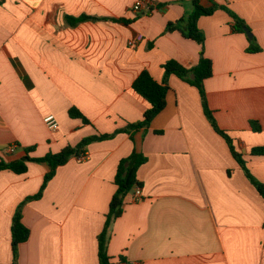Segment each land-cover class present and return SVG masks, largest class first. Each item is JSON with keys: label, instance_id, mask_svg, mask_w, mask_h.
Wrapping results in <instances>:
<instances>
[{"label": "crops", "instance_id": "obj_1", "mask_svg": "<svg viewBox=\"0 0 264 264\" xmlns=\"http://www.w3.org/2000/svg\"><path fill=\"white\" fill-rule=\"evenodd\" d=\"M136 1L0 5V161L17 160L29 147H35L31 157H43L140 121L150 108L132 87L141 72L162 82L167 61L198 64L201 45L180 31L166 32L168 23L192 11L191 0H159L140 15L131 11ZM216 2L246 22L261 51L248 52L251 39L232 30L226 11L201 17L213 66L205 81L208 104L264 183V155L252 154L264 147V0ZM83 15L100 20L68 21ZM138 36V46L129 47ZM169 85L167 106L149 129L134 140L120 133L91 143L85 161L73 157L60 166L43 197L25 205L31 233L19 247V264H100L98 236L117 190V168L134 149L148 159L137 173L143 200L134 202L131 194L111 225L113 264H264V199L207 119L198 89L175 75ZM72 107L90 124L70 117ZM51 114L56 130L44 122ZM48 171L36 162L24 174L0 171V264L13 259L17 207L38 193Z\"/></svg>", "mask_w": 264, "mask_h": 264}, {"label": "trees", "instance_id": "obj_2", "mask_svg": "<svg viewBox=\"0 0 264 264\" xmlns=\"http://www.w3.org/2000/svg\"><path fill=\"white\" fill-rule=\"evenodd\" d=\"M6 0H0V5H3ZM211 6L206 7L202 4V0H191L192 11L186 14L183 18L170 22L167 25L166 32L180 31L188 39H192L201 45L200 58L197 65L193 67H185L176 60L167 61L164 68V78L162 82H157L148 71H143L133 82L134 91L143 97L149 104L150 108L145 112L143 119L134 123H129L126 127L117 129L111 134H98L84 138L75 146H66L59 152H49L43 157H31L30 153L34 151L35 147H29L26 149V155L14 160L12 162L0 161V171L11 170L16 174H24L28 171V163H46L49 167V171L46 173L42 186L38 193L32 196L26 197V199L19 204L14 214L11 226L12 232V253L13 259L10 264H19V247L21 244L28 241L30 238V229L23 222V209L28 202L39 200L43 197L44 192L49 182L55 177L56 172L60 166L67 164L73 157L78 158L83 154H87L88 146L94 142L106 141L114 138L120 133L130 135V138L134 140L135 133L142 129H149L153 119L160 114L167 106V96L170 91L169 80L172 75L177 76L184 82L196 87L199 91L204 113L209 120L214 130L221 135L235 158L243 169L246 177L251 184L257 189L259 194L264 199V183L258 180L249 170L244 155L236 148L234 140L225 131L222 130L216 123L214 112L210 109L208 104L207 92L205 88V81L212 77L213 66L212 61L205 54V42L206 37L203 31L199 28L198 22L203 16H211L218 10L226 11L232 18V30L246 34L244 28H248L246 22L240 18L234 11L229 9L226 5H220L216 0H210ZM87 20H100L99 18L83 15L81 17H68V21L72 25H76L79 22ZM248 52H259L261 48L256 45L255 39L250 40V47ZM70 117L74 119H81L84 124H90V121L82 114V112L72 107L69 109ZM252 125L256 131L260 130V127L256 122H252ZM162 133V131H157ZM253 155H264V147L254 148L252 150ZM147 157L137 150L123 159H121L117 173L115 177V184L117 190L112 197L110 203V209L106 215V221L102 232L98 236L99 246V262L100 264H113L112 258L108 253V245L110 242V228L113 222L118 219L125 211V206L128 199L135 187L143 186V183L138 179L139 168L147 162Z\"/></svg>", "mask_w": 264, "mask_h": 264}, {"label": "built area", "instance_id": "obj_3", "mask_svg": "<svg viewBox=\"0 0 264 264\" xmlns=\"http://www.w3.org/2000/svg\"><path fill=\"white\" fill-rule=\"evenodd\" d=\"M159 5V0H137L132 8L131 11L136 14L140 15L142 13L150 12L152 9H156ZM142 40L141 36L132 38L129 40L128 45L131 48H136L139 42ZM44 122L51 130H56L59 126L58 120L54 115H47L44 118ZM16 145H10L7 147V151L9 153H14L16 151ZM88 158L87 154H83L79 156L77 159L79 162H83ZM132 199L134 202H140L143 200V193L142 188L140 186L135 187L134 192L132 194Z\"/></svg>", "mask_w": 264, "mask_h": 264}, {"label": "water", "instance_id": "obj_4", "mask_svg": "<svg viewBox=\"0 0 264 264\" xmlns=\"http://www.w3.org/2000/svg\"><path fill=\"white\" fill-rule=\"evenodd\" d=\"M244 31H245V33H246V35L248 36L249 39H253V34L250 31V29L244 28Z\"/></svg>", "mask_w": 264, "mask_h": 264}]
</instances>
